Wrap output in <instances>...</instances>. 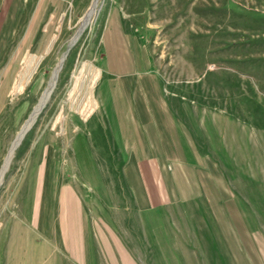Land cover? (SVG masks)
Wrapping results in <instances>:
<instances>
[{"label": "rangeland", "instance_id": "374dc122", "mask_svg": "<svg viewBox=\"0 0 264 264\" xmlns=\"http://www.w3.org/2000/svg\"><path fill=\"white\" fill-rule=\"evenodd\" d=\"M91 1L32 0L0 49V168L65 53L0 184V264H240L221 244L198 243L181 203L138 211L96 99L100 71L74 83L83 63L99 70L101 35L117 18L149 53L198 153L213 155L241 196L264 200V0H98L68 47ZM27 56L42 58L14 95ZM261 250L250 264L264 263Z\"/></svg>", "mask_w": 264, "mask_h": 264}, {"label": "crops", "instance_id": "0c3cea01", "mask_svg": "<svg viewBox=\"0 0 264 264\" xmlns=\"http://www.w3.org/2000/svg\"><path fill=\"white\" fill-rule=\"evenodd\" d=\"M30 2L0 0V49L16 35ZM101 45L96 99L138 211L179 202L198 230V243L214 251L221 244L233 253L228 259L250 264L255 244L264 251V200L241 196L214 156L198 153L166 102L149 53L117 18L103 31Z\"/></svg>", "mask_w": 264, "mask_h": 264}, {"label": "bare ground", "instance_id": "6f19581e", "mask_svg": "<svg viewBox=\"0 0 264 264\" xmlns=\"http://www.w3.org/2000/svg\"><path fill=\"white\" fill-rule=\"evenodd\" d=\"M99 7H98V0H92L89 7L85 10L83 13L82 17L80 18L79 22L77 23V26L74 29V32L72 36L70 37L68 41V47L71 45L75 44V41L78 39L82 31H84V28L87 27V25L90 23L92 17L97 13ZM54 38L50 40V42L47 45L46 51L49 50V48L52 45V41ZM45 51V52H46ZM41 57H36V56H27L24 61H23V66L21 70L18 72L16 79L13 83L11 93L12 94H17L21 91V89L26 85V83L29 81V79L32 77L35 69L38 66L39 60ZM65 59V53L61 55L56 67L54 68L50 81L48 83V86L44 89L42 92L38 102L34 105L32 108L31 112L29 113L28 117L26 120L22 123L21 127L15 134L13 140L10 143V146L8 148L7 154L5 155L3 159L2 166L0 168V184L3 180V177L6 173V171L9 168V165L12 161V158L14 156L15 150L19 146L21 140L29 130V128L34 124L36 121V118L38 117L39 113L47 103L50 93L53 89L57 74L62 66V63ZM85 70V75L86 77H89V79H96L98 77V72L97 69H94L90 65H86L83 63L81 66V69L75 79L74 87L78 83V81L81 83V78L83 76V71ZM73 87V88H74ZM90 99V98H89ZM91 103V102H90ZM94 107V103L92 101V108Z\"/></svg>", "mask_w": 264, "mask_h": 264}, {"label": "water", "instance_id": "95a60500", "mask_svg": "<svg viewBox=\"0 0 264 264\" xmlns=\"http://www.w3.org/2000/svg\"><path fill=\"white\" fill-rule=\"evenodd\" d=\"M41 58H42V57H41ZM30 128H31V127H30ZM30 128H29V129H30Z\"/></svg>", "mask_w": 264, "mask_h": 264}]
</instances>
